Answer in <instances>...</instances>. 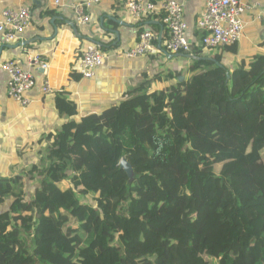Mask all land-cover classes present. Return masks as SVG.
<instances>
[{"label": "trees", "instance_id": "trees-1", "mask_svg": "<svg viewBox=\"0 0 264 264\" xmlns=\"http://www.w3.org/2000/svg\"><path fill=\"white\" fill-rule=\"evenodd\" d=\"M204 33L159 87L79 119L72 102L32 194L0 176V264H264V52L238 59Z\"/></svg>", "mask_w": 264, "mask_h": 264}, {"label": "crops", "instance_id": "crops-1", "mask_svg": "<svg viewBox=\"0 0 264 264\" xmlns=\"http://www.w3.org/2000/svg\"><path fill=\"white\" fill-rule=\"evenodd\" d=\"M81 1L60 0L55 4L54 0H0V12L4 8L25 6L31 18L28 27L12 43H4L0 35V176L27 178L25 189L29 193L34 192L36 185L27 175L29 166L36 162L44 146L73 122L75 116L67 113L72 102L77 106L78 119L87 113H98L119 104L146 81L157 80L159 87L165 71L185 66L184 60L175 61L171 58L176 55L171 54L162 56L155 52L138 58H126L122 54L137 42L144 30L166 41L167 30L160 12L133 19L126 13V0H101L87 10L90 23L80 26L70 4ZM150 1L159 5L165 0ZM243 1L248 9L241 16L242 35L229 49L238 59L264 52V0ZM203 5L204 0H185L183 16L190 41ZM93 42L101 43L104 63L96 68L92 78L75 80L73 66L77 67L85 47ZM36 55L48 63L47 69L31 63ZM8 61L29 70L34 77L35 86L26 94L31 102L26 106L7 94L8 74L1 64ZM45 77L60 90L41 94L39 88Z\"/></svg>", "mask_w": 264, "mask_h": 264}, {"label": "built area", "instance_id": "built-area-1", "mask_svg": "<svg viewBox=\"0 0 264 264\" xmlns=\"http://www.w3.org/2000/svg\"><path fill=\"white\" fill-rule=\"evenodd\" d=\"M60 0H54L58 4ZM101 0H82L80 3H71L77 25L83 26L90 23L88 8L98 4ZM185 0H165L159 5L150 0H126L125 10L128 16L139 19L143 15L161 13L168 38L164 45L169 53H191V42L186 35L187 24L184 11ZM248 9L243 0H204L203 9L196 20V27L205 31L202 36L204 47L225 46L230 47L239 41L243 21L242 14ZM30 13L25 6L4 8L0 12V35L4 43H12L24 32L30 24ZM156 35L151 31H141L137 42L122 51L126 58L149 56L158 52L155 44ZM105 55L99 43H89L77 63V70L81 78H92L96 68L104 63ZM31 63L43 69L48 68V63L40 56L31 58ZM7 74V94L13 101L21 106H26L31 99L26 95L35 86V80L29 70L19 64L8 61L1 64ZM60 87L53 84L47 77L43 78L39 91L43 95L59 91Z\"/></svg>", "mask_w": 264, "mask_h": 264}, {"label": "water", "instance_id": "water-1", "mask_svg": "<svg viewBox=\"0 0 264 264\" xmlns=\"http://www.w3.org/2000/svg\"><path fill=\"white\" fill-rule=\"evenodd\" d=\"M158 42H160V39L158 38ZM167 54V52H165ZM169 55V53H168ZM172 55V54H171ZM174 55H178V54H174ZM186 56L188 58H194V56L192 54H186ZM119 169H123L127 176V182H126V191H127V195L129 194L130 191V183L135 179L138 178L139 175H137L133 169V167L131 166V164L128 162V160L125 157H122L119 161Z\"/></svg>", "mask_w": 264, "mask_h": 264}, {"label": "rangeland", "instance_id": "rangeland-1", "mask_svg": "<svg viewBox=\"0 0 264 264\" xmlns=\"http://www.w3.org/2000/svg\"><path fill=\"white\" fill-rule=\"evenodd\" d=\"M262 156H263V158H264V151H263V153H262ZM26 179L27 178H24V181H26ZM36 183V182H35ZM27 185V184H26ZM25 188H26V186H25ZM30 194H32V193H29L28 192V188L26 189V195H30Z\"/></svg>", "mask_w": 264, "mask_h": 264}, {"label": "clouds", "instance_id": "clouds-1", "mask_svg": "<svg viewBox=\"0 0 264 264\" xmlns=\"http://www.w3.org/2000/svg\"><path fill=\"white\" fill-rule=\"evenodd\" d=\"M138 36H139V35H138ZM156 39H157V37H156ZM156 39H155V40H156ZM157 40H158V39H157ZM164 43H165V42H164ZM155 44H156V42H155ZM168 53H169V52H168ZM169 54H172V55H173V53H169ZM176 54H179V53H176ZM189 54H191V53H189Z\"/></svg>", "mask_w": 264, "mask_h": 264}]
</instances>
